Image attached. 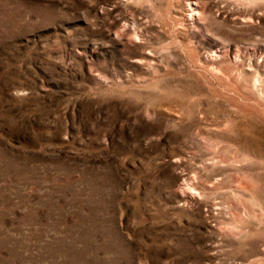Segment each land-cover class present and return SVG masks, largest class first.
<instances>
[{"label": "rangeland", "instance_id": "obj_1", "mask_svg": "<svg viewBox=\"0 0 264 264\" xmlns=\"http://www.w3.org/2000/svg\"><path fill=\"white\" fill-rule=\"evenodd\" d=\"M0 264H264V0H0Z\"/></svg>", "mask_w": 264, "mask_h": 264}]
</instances>
